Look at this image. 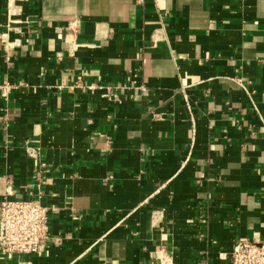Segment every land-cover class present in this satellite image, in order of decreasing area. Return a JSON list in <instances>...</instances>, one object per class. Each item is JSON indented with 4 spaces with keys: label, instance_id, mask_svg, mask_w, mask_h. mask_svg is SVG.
I'll return each mask as SVG.
<instances>
[{
    "label": "crops",
    "instance_id": "crops-1",
    "mask_svg": "<svg viewBox=\"0 0 264 264\" xmlns=\"http://www.w3.org/2000/svg\"><path fill=\"white\" fill-rule=\"evenodd\" d=\"M7 85L0 202L48 206L51 239L0 264H231L264 241V0H0Z\"/></svg>",
    "mask_w": 264,
    "mask_h": 264
},
{
    "label": "built area",
    "instance_id": "built-area-1",
    "mask_svg": "<svg viewBox=\"0 0 264 264\" xmlns=\"http://www.w3.org/2000/svg\"><path fill=\"white\" fill-rule=\"evenodd\" d=\"M12 88L8 85L1 87L2 95L6 97V91ZM72 89L92 92L101 88L85 84L84 77L78 76ZM103 97L116 101L120 98L110 89ZM31 155L39 158L35 153ZM50 213L51 209L39 200H14L9 196L3 199L0 202V253L6 258L42 253L51 239ZM231 264H264V241L237 243L233 248Z\"/></svg>",
    "mask_w": 264,
    "mask_h": 264
}]
</instances>
